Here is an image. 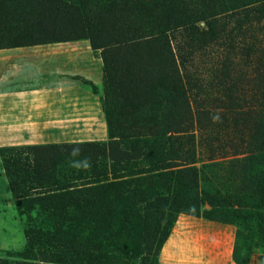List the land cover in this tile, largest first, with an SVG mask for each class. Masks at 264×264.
Segmentation results:
<instances>
[{"label":"trees","instance_id":"1","mask_svg":"<svg viewBox=\"0 0 264 264\" xmlns=\"http://www.w3.org/2000/svg\"><path fill=\"white\" fill-rule=\"evenodd\" d=\"M83 40L103 61L101 103L109 142L27 146L30 158L7 157L21 213L24 206L40 207L49 212L47 219L72 229L101 227L108 206L134 179L146 192L148 184L150 190L166 189L197 202L200 171L179 160L184 142L213 105L233 115L243 134L241 147L249 149L231 161L245 165L234 173L240 189L264 194V0H0V49ZM215 46L226 53L207 77L199 75L196 61ZM242 81L251 87L248 95L239 90ZM147 160L148 170L141 165ZM106 161L110 164L100 169ZM68 166L65 175L62 168ZM76 180L102 194L84 203L73 195ZM159 206L166 203L160 200ZM81 207H95L99 216L67 212ZM237 213L212 206L200 216L187 215L231 224L224 220ZM177 218L163 209L153 222L157 262ZM59 232L29 226L27 251L20 257L32 256V264H73L67 254L41 250ZM237 251L238 245L237 264H248Z\"/></svg>","mask_w":264,"mask_h":264},{"label":"rangeland","instance_id":"2","mask_svg":"<svg viewBox=\"0 0 264 264\" xmlns=\"http://www.w3.org/2000/svg\"><path fill=\"white\" fill-rule=\"evenodd\" d=\"M225 50L215 46L208 55H203L197 60L199 75L207 77L212 67L224 56ZM236 54L241 56L240 53ZM236 60L239 61L238 58ZM240 84L239 90L244 93L251 89L246 82L242 81ZM93 91L100 95L103 92L99 88ZM240 96L242 97L241 93ZM216 107L218 106L213 105L209 109L208 116L198 121L194 137L189 142H184V159L179 160V164L189 161L190 166L200 171V185L195 192L198 201H189L166 189L150 190L148 184L146 192V188L137 185L134 179L127 186L126 192L120 194L118 200L115 198L114 203L110 206L106 205L108 206L106 217L101 227L88 225L80 230L72 229L69 224L62 225L55 219H47L49 212H43L40 207L31 210L32 208L24 206L21 213L14 186L7 173L9 168L7 157L30 158L31 152L27 146L0 148V264H32V256L20 257L27 251L25 231L31 225L44 226L50 232L61 231L57 239L47 242L45 247L40 246L41 250L67 254V258L73 264L76 262H79L77 264H161L160 256L158 262L155 256L156 236L153 222L162 210L165 209L166 215L171 219H176L181 214L200 216L212 206L222 208L224 211L238 212L224 222H231L237 230V257L240 260L249 262L253 254H264V194L253 195L240 189L241 183L234 173H241L245 165L240 163L236 167L231 161L233 158L245 157L249 149L241 147L243 134L239 131L241 126L239 128L235 126L233 115L229 114L230 112L223 113ZM248 108L246 106L244 110ZM102 142L108 143L109 138ZM13 149L14 151H11ZM153 161L156 165L162 164L158 158ZM254 163L259 170V162ZM109 164V161L103 162L99 164V168ZM141 165H145L148 170L151 163L147 160V163ZM261 167L264 168L263 165ZM67 169H71V166L62 168L65 175ZM74 182L79 186L72 189L73 195L84 203L102 194L99 188L88 191L86 187L81 186L82 180ZM39 192L41 191L36 193ZM160 200L166 203L163 209L159 206ZM207 201L211 202V206ZM240 204L244 207H239ZM67 212L77 218L88 217L86 219L96 220V216H99L95 207L68 208Z\"/></svg>","mask_w":264,"mask_h":264},{"label":"crops","instance_id":"3","mask_svg":"<svg viewBox=\"0 0 264 264\" xmlns=\"http://www.w3.org/2000/svg\"><path fill=\"white\" fill-rule=\"evenodd\" d=\"M103 61L89 41L0 49V148L102 142ZM103 94V92H102ZM237 230L181 214L161 264H237ZM248 264H264L253 254Z\"/></svg>","mask_w":264,"mask_h":264}]
</instances>
